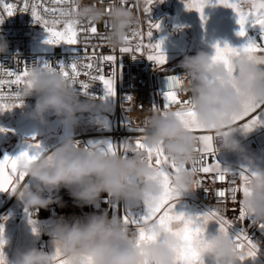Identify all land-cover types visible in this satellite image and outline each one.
Here are the masks:
<instances>
[{"label": "clouds", "instance_id": "1", "mask_svg": "<svg viewBox=\"0 0 264 264\" xmlns=\"http://www.w3.org/2000/svg\"><path fill=\"white\" fill-rule=\"evenodd\" d=\"M78 3L79 0H76ZM105 12L95 7H84L78 14L66 19L101 21L109 18L108 42L120 46L132 25L138 24L132 9L111 6ZM7 51V44L0 42V53ZM179 67L184 70L191 83L182 89L190 92L201 125L213 134L215 154L238 152L241 145L235 138L237 128L230 123V117L242 110L243 100L251 96L257 102H264V69L257 65L237 61L240 70L236 86L222 64H213L212 54L204 51L193 56H185ZM175 75H164V90L177 87ZM32 87L26 98H34L29 118L41 125L47 123L51 114L62 125L75 127L79 114H98L111 111V106L102 101L82 98L70 80L57 70L42 72L33 65L30 68ZM205 78L214 81L206 83ZM227 133V134H225ZM145 143L150 147L163 146L165 152L180 169L173 184L181 197L193 192L197 179L185 169L200 153L197 138L186 131L184 125L171 112L163 116L154 112L149 117ZM49 156L52 157L49 160ZM245 164L252 168L255 161L244 158ZM26 180L34 182L25 190L22 185L15 195L22 199L28 209H46L56 203L51 195L54 191L66 189L76 207L100 209L84 219L57 225L51 243L58 244L65 257L72 264H175L177 238L168 235L166 242H153L138 245L133 230L125 225L121 216L109 217L106 209L100 208L105 194L114 202L124 204H144L152 202L163 191L159 171L150 167L143 153H135L124 158L111 155L100 148L85 147L72 137L64 139L54 150L45 153L40 159L23 169ZM250 195L243 198L244 208L259 223H264V172L251 180ZM148 227V226H145ZM205 257H217L220 264H236L238 252L232 240L225 236L209 235ZM14 264H54L53 256L39 248H30L17 253Z\"/></svg>", "mask_w": 264, "mask_h": 264}, {"label": "snow or ice", "instance_id": "2", "mask_svg": "<svg viewBox=\"0 0 264 264\" xmlns=\"http://www.w3.org/2000/svg\"><path fill=\"white\" fill-rule=\"evenodd\" d=\"M53 3L64 5L71 4L70 8L64 7H44L42 14L39 11L41 5L33 2L31 4V16L34 23L40 25L47 38L46 44L60 45L65 44L69 46H76L80 44L81 33H87L85 41H89L92 37L99 35L98 27L95 22L89 20L88 28L81 27L82 21L70 20L65 17L71 14H78L80 6L74 0H52ZM163 0H143V12L147 16L148 30L146 36L148 43H144L145 32L139 28H133L130 35L124 37L122 46L119 48L120 53H133L132 58H136V53L141 56L146 55V58L154 62L157 66L163 67L167 64V56L163 50V39L154 40L153 34L160 30V22H154L151 19V9L157 3H162ZM187 10H195L200 14L202 23L206 22L207 17L204 14V9L211 3V0H183ZM127 3V0H121L122 6ZM0 5L3 6L4 12L8 17L15 15L16 5L7 3L5 0H0ZM215 5L223 6L232 9L235 14L236 22L239 25L237 36L245 39L239 47H233L227 42L221 46L219 42L213 45L214 53L212 54L213 64H222L232 79L233 87L236 86V81L239 77V69L236 67L237 61H246L257 65L264 69V0H215ZM135 7L139 10L141 7V0H136ZM29 10V0H24L22 12ZM111 12L112 9H107ZM59 17V18H47ZM3 16H0V24L4 22ZM139 24V19H138ZM105 28L109 27V22L105 21ZM255 28L259 26L262 42H256L248 37V28ZM101 45L108 40V37L100 36ZM97 45H91L93 55L82 57L77 55L71 63L65 64L58 62L56 66L45 61L39 66L42 72L59 71L66 80H70L80 95L93 100H100L105 105L116 97L117 86V57L114 54L100 57L101 65L104 62H111L114 66L111 75L106 76L103 67L97 69L96 75H90L91 81H99L102 87V94L96 95L92 90V85L85 81L79 80L81 75H89L90 71L95 67L94 61L95 48ZM80 49L81 53V48ZM88 45L85 44L83 51L87 52ZM113 52L116 50L113 48ZM89 61L83 63L82 60ZM19 64V60L16 62ZM118 67L122 69V60ZM86 70V71H82ZM30 69L25 63L23 70L19 68H5L0 65V89L5 86L10 90L14 87V91L7 93L0 91V114L10 112L13 109L23 107L24 97L32 87L30 80ZM175 80L177 87L172 90H163L160 95L163 97L162 108L157 102H154L151 107L154 112H160L161 115L167 116L169 112L180 120L184 125L185 130L192 132L197 138V151L200 153L198 159H194L192 163L186 168L195 177H200L204 174L205 177L211 175L213 183L215 179L223 181L225 177H230V187L227 189L231 196V200L236 202L237 193L242 195L239 201L238 220H251L253 225L264 230V223L257 222L254 217L244 208L243 198L250 195L251 180L261 175V172L252 170L250 168L241 167L239 170L226 168L216 159V154L213 147V135L210 131L200 124L194 103L190 98L181 100L177 88L183 89V82L185 79H191L186 75H175L170 77ZM206 83L211 84L214 81L205 78ZM123 99L128 101L133 100V97L127 96ZM179 105L173 110L170 105ZM143 108V106H140ZM95 121L103 129H109V121L99 114L96 115ZM149 119H145L143 126H133V121L125 116L121 121V126L129 132L140 133L136 137L125 138L121 142H114L112 139L89 140L85 147L100 148L101 150L111 155H122L127 158L131 154L143 153L147 159L150 167H155L160 174V184L163 189L161 195L155 198L152 202H145L144 211L141 215H134L131 211L125 210L121 216L123 222L127 226H132L133 234L137 239V244L166 242L163 238L168 235H173L179 241V244L174 249L176 252L175 264H220L217 257H205L204 250L208 245L209 234L207 232L208 225L214 223L218 226L217 235L228 237L232 240L238 252L236 264L245 261L248 258H255L258 253L257 243L250 238L248 232L244 228L236 231L234 221L227 219L219 208L205 207L202 211L195 214H189L185 211H177V205L180 203L181 194L173 184V178L178 176L180 169L176 166L174 161L165 152L163 146L150 147L145 143ZM230 123L235 125L237 129L248 132L257 125L264 123V102H257L251 96L246 97L242 102V110L238 113L232 114ZM10 129L0 127V133H7ZM227 134V133H225ZM78 143H81L78 141ZM48 149L43 146L41 141L33 135L27 139L24 146L16 155L5 154L0 158V193L15 194L17 189L23 183L25 190L31 188L30 181L25 182L26 172L23 170L32 162L40 159ZM52 159L51 156L48 157ZM236 177L239 178L240 183L236 185ZM203 180L197 178L195 188L199 189ZM220 196L225 195V191L219 192ZM105 203L109 207L115 209L116 204L110 198L105 199ZM26 212L29 217V223L33 225V232L38 234L37 222L33 219V213ZM148 226V227H145ZM4 226L0 223V264H8L7 258L3 251L6 241L3 238ZM54 250L51 255L54 259V264H72V260L64 256L58 244L53 245ZM88 264H91L89 259ZM141 264H150L149 261H142Z\"/></svg>", "mask_w": 264, "mask_h": 264}, {"label": "rangeland", "instance_id": "3", "mask_svg": "<svg viewBox=\"0 0 264 264\" xmlns=\"http://www.w3.org/2000/svg\"><path fill=\"white\" fill-rule=\"evenodd\" d=\"M143 3V0H142ZM204 14L207 17L206 22L201 21L200 14L195 10H187L183 0H163L162 3H157L151 9V19L154 22H160V30L154 32L153 39H163V50L167 56V64L180 63L185 56L196 55L200 51L209 54L214 53L213 45L217 42L223 46L225 42L233 47H239L245 43V39L237 36L239 25L236 22V17L232 9L223 6L215 5V0L205 7ZM145 32L147 33V16L144 13ZM259 29V26H256ZM256 28H248V37L255 41L251 35V30L255 34L261 33ZM260 30V29H259ZM44 37H36L30 44V49L34 52H48L52 49V45L45 43ZM262 42V37H261ZM148 38L146 36V44ZM42 62V58H40ZM111 111H101L98 114L105 116L111 126L113 105ZM31 108L26 105L13 109L10 112L0 114V127L10 129L7 133H0V158L5 154L16 155L27 139L35 135L43 146L47 149L51 148L55 143L67 137L76 135L81 132H89L103 129L96 123V114L83 113L79 114V123L75 127L62 125L55 116L49 115L47 123L41 125L39 122L29 118ZM235 138L241 145V150L238 152H228L226 162L229 167L239 170L241 167L249 168L245 162V157H250L255 161L252 170L264 172V123L254 127L251 131L244 132L237 129ZM31 187L34 182L30 181ZM8 193L0 195L1 203L6 201ZM55 207L58 210L56 218L49 220H41L39 215L33 219L37 222L36 226L38 234L33 232V225L29 223V217L21 218L18 214L10 217L0 214V223L4 226L3 238L6 241L4 245V253L8 264H14L16 255L20 251H27L30 248H39L51 254L54 246L51 243L53 231L57 225L70 223L78 218L79 213L84 207H76L72 197L65 189L58 191V197ZM242 199V195H241ZM205 207L195 204L189 200V193L180 198V203L177 205V211H185L189 214H195L202 211ZM219 208V207H213ZM223 215L235 222V230L239 231L244 228L250 238L256 234L261 235L262 240L257 243L258 253L255 258H248L242 264H264V230L258 225H253L249 220L239 221L238 214L225 212L219 208ZM125 210L131 211L134 215H141L144 211V205L125 204ZM37 215V214H36ZM42 221L44 224H41ZM46 222V223H45ZM24 226L20 231L19 226ZM252 227V228H251ZM218 226L210 223L207 228L209 235L217 234ZM31 244V247L28 245ZM241 264V262H238Z\"/></svg>", "mask_w": 264, "mask_h": 264}, {"label": "built area", "instance_id": "4", "mask_svg": "<svg viewBox=\"0 0 264 264\" xmlns=\"http://www.w3.org/2000/svg\"><path fill=\"white\" fill-rule=\"evenodd\" d=\"M7 3H12L16 5L15 15L8 17L6 12L3 10V6L0 5V16H3L4 22L0 24V42L7 44V51L0 53V65H4L5 68H19L23 70L24 64L27 63L29 69L33 66H41L45 61L56 66L58 62H63L69 64L77 56H91L93 51L91 45H97L95 48V60L92 61L95 67L90 71L89 75H81L78 79L90 83L92 85V90L96 95L102 94V87L99 81H91L89 79L90 75H96L97 69L103 67L104 74L106 76L111 75L113 71V65L111 62H104L101 65L100 57L105 55L114 54L117 57V86H116V97L112 100L113 105V114L111 120V126L106 130H95L89 132H81L76 135L70 136L77 141H80L83 146H86L89 140H100V139H112L114 142H123L125 138L136 137L141 135L140 133L129 132L121 126V121L127 116L133 121V126H143L145 119L154 113L151 105L154 102H157L158 105L162 108L163 106V97L160 93L164 90V75H186L184 70L179 67L180 63L175 64H166L163 67L157 66L154 62L149 61L146 58V55L141 56L139 53H136V58L133 59V53H120L119 48L122 46L113 47L108 40L103 42V47H100L101 40L100 36H108L110 31V24L108 28H105V21L109 22V18L105 16L101 21L95 22L98 27L99 35L92 37L89 41H85V36L87 33H81L80 44L78 47L69 46L65 44L52 45V49L48 52H34L30 49V44L32 40L36 37L47 38V33L44 32L42 27L34 23L31 16V4L33 2L39 3L41 7L39 11L46 15L43 12L44 7L48 8H70L71 4L59 5L52 2V0H29V10L27 12H22L24 0H5ZM76 4L80 6L79 10L84 7H95L102 9L107 13V9H112L111 6L113 3L116 6L130 8L133 11L135 17L139 19V24H134L128 30L127 35L131 34L133 28L139 27L145 32V22H144V12H143V3L141 0V7L138 10L135 7L136 0H127V3L122 6L121 0H79ZM47 18H59V17H47ZM81 27L88 28V21L82 20ZM251 35L255 38L256 42H261V37L259 34H255L251 30ZM144 43L146 44V32L144 37ZM85 44L88 45L87 52L83 51ZM116 51L113 52L112 49ZM42 58V62L40 61ZM19 60V64H17ZM122 60V69L118 67L119 62ZM83 63H88L89 61L82 60ZM82 71H86L83 70ZM188 79H185L183 82V89L187 86ZM13 87L11 90L5 86L0 91L5 93L9 91H14ZM179 93V98L181 100L188 99L190 92L184 91L180 88H177ZM131 96L133 100L128 101L123 99L124 97ZM82 98H87L81 95ZM100 101V100H97ZM24 105L32 109L34 105V98H26L24 100ZM140 106H143L141 108ZM170 107L175 110L179 105H170ZM213 135L212 133H210ZM68 138V137H67ZM66 139V138H65ZM64 140V139H63ZM63 140L55 143L50 149L57 147ZM228 152H222L216 155V159L221 163L223 167H229V164L226 162V154ZM200 156V155H199ZM200 178L203 180L201 187L199 189L194 188L193 192L189 193V200L195 204L202 206L210 207H219L225 212L232 214H239V201L241 200V194L237 193L236 202L231 200V196L228 193L227 189L230 187L229 180L230 177H225L223 181L218 178L215 179L213 183V177L211 175L205 177L204 174H200ZM240 180L236 177V185H239ZM225 191L224 196H220V191ZM107 195L105 194L104 199L100 202V208L106 209L107 212L110 211V216H122L125 212V204L117 203L116 208L113 209L105 203ZM100 209L93 207H84L83 210L78 215L79 219H84L87 215L92 214L93 212H98ZM248 220V219H247ZM251 222V220H249ZM252 223V222H251ZM132 229V226H130ZM252 228V227H251ZM262 237L256 232L253 236V241L260 242Z\"/></svg>", "mask_w": 264, "mask_h": 264}, {"label": "crops", "instance_id": "5", "mask_svg": "<svg viewBox=\"0 0 264 264\" xmlns=\"http://www.w3.org/2000/svg\"><path fill=\"white\" fill-rule=\"evenodd\" d=\"M255 30L260 32V30L257 29V28ZM25 182H27L26 178H25ZM22 185H23V183L21 184V186ZM64 190L65 189H61V192L64 191ZM1 194L2 193H0V195ZM46 195H51L52 198L55 201H57L56 197H58V191H54V192H51V193H46ZM56 203H58V202H56ZM56 203H53L52 205H50L46 209L42 208V209H39L37 211V210H34V209L26 208L22 199L18 198L15 194H9L8 193L5 202L1 203V200H0V214H2L3 216H8V217L18 214L21 218L22 217L25 218L26 216H28V214L26 212V209H27L28 212H32L33 213V217L39 215L40 219L45 221V220H49L50 218H56L58 216V210L55 207ZM43 221H42L41 224H44ZM23 227L24 226H21V225L19 226L20 231L23 230ZM28 247H31V244H29Z\"/></svg>", "mask_w": 264, "mask_h": 264}, {"label": "bare ground", "instance_id": "6", "mask_svg": "<svg viewBox=\"0 0 264 264\" xmlns=\"http://www.w3.org/2000/svg\"><path fill=\"white\" fill-rule=\"evenodd\" d=\"M52 150H53V149H50V150H48V151L50 152V151H52Z\"/></svg>", "mask_w": 264, "mask_h": 264}, {"label": "water", "instance_id": "7", "mask_svg": "<svg viewBox=\"0 0 264 264\" xmlns=\"http://www.w3.org/2000/svg\"><path fill=\"white\" fill-rule=\"evenodd\" d=\"M108 215L110 216V211L108 212Z\"/></svg>", "mask_w": 264, "mask_h": 264}]
</instances>
